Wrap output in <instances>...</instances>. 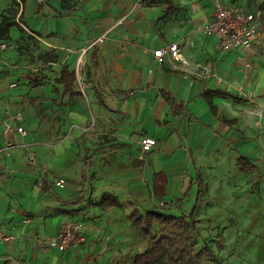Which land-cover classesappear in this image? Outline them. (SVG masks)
<instances>
[{"label":"crops","instance_id":"crops-1","mask_svg":"<svg viewBox=\"0 0 264 264\" xmlns=\"http://www.w3.org/2000/svg\"><path fill=\"white\" fill-rule=\"evenodd\" d=\"M12 1L0 0V14ZM18 1L22 28L14 27L19 34L9 42L25 44L2 53L0 131L7 110L21 109L27 132L0 138V147L12 143L0 158V229L16 236L0 242V264H133L149 238L138 235L129 213L134 206H153L147 184L157 171L167 175L168 188H190V196L170 205L176 213L192 210L202 186L197 230L213 240L216 264H264V118L251 100L264 107V13L251 48L221 52L203 32L217 0L149 6L143 0H49L41 9L39 0ZM220 1L252 9L259 3ZM103 34L82 58L83 95L75 70L81 50ZM173 41H180L191 69L213 61L225 81L251 98L214 77L200 79L160 64L153 50ZM49 51L56 61L45 59ZM64 65L75 73L79 93L72 97L57 81ZM12 81L18 85L10 87ZM161 89L183 103L181 112L172 111ZM215 89L233 95L209 93ZM144 135L157 139L146 152ZM28 149L41 169L29 164ZM240 156L249 160L244 170ZM52 173L64 179L63 186ZM105 194L123 205L103 208ZM66 217L82 221L85 241L64 251L42 246Z\"/></svg>","mask_w":264,"mask_h":264},{"label":"trees","instance_id":"trees-1","mask_svg":"<svg viewBox=\"0 0 264 264\" xmlns=\"http://www.w3.org/2000/svg\"><path fill=\"white\" fill-rule=\"evenodd\" d=\"M23 1V0H22ZM49 0H39V9ZM144 4L149 6L152 4H163L165 0H143ZM15 4L0 14V42H9L12 40L11 31L14 27H20L17 20L19 12L20 1L13 0ZM23 11L20 13V20ZM32 36V34H30ZM10 43V42H9ZM24 42L13 45V47H20ZM50 57V59H49ZM45 59L56 61L58 55L55 52H47ZM91 61L96 64V55L93 52ZM57 81L62 84L63 95L72 97L79 93L75 86V73L68 65L61 67ZM90 74V71H89ZM132 91L124 92L125 95L131 94ZM210 94L219 96L233 95V92L224 91L221 89L210 90ZM161 96L169 104L174 112H181L183 103L176 100V98L167 90H160ZM226 120V119H225ZM231 120H229L230 122ZM142 161H145L142 159ZM249 160L244 157H238V163L241 164V169H245L244 164ZM243 164V165H242ZM201 180V178H197ZM151 196L154 198L153 206L146 208L144 211L139 210L134 206L129 217L133 225L137 229L140 237H148L149 244L144 252L137 254L134 257L133 264H204L206 261L217 263L218 257L213 248L209 245V241H200L197 230V223L199 219L195 217L196 210L200 204L202 186L199 184V189L196 195V202L191 211L175 212L170 211V205L178 204L186 197L191 195L190 188L185 189L175 199L167 198L168 178L165 172L157 171L153 178L147 184ZM133 206L134 203H129ZM103 208H111L114 206H122L123 203L114 194H105L101 200Z\"/></svg>","mask_w":264,"mask_h":264},{"label":"built area","instance_id":"built-area-1","mask_svg":"<svg viewBox=\"0 0 264 264\" xmlns=\"http://www.w3.org/2000/svg\"><path fill=\"white\" fill-rule=\"evenodd\" d=\"M20 13L21 11L17 14V20L19 23H21V20L19 19ZM263 13V0H259L258 5L254 9L241 5L237 1L224 3L217 0L213 17L203 27V32L216 39L221 52L233 49H249L260 36ZM104 37L105 34L98 36L81 50L80 61L75 70L77 84L83 95H86L87 93V81L85 80L84 70L80 68V65L84 66L85 64L82 58L89 48L101 41ZM9 47H11L9 42H0V61H2L3 51L9 49ZM153 54L160 64H164L172 70L190 73L194 77L200 79H209L214 77L217 83H225L227 88L236 90L238 95L251 98L250 92L245 91L242 87L232 82L225 81L218 74L213 61L197 63L195 67L191 69L189 67L188 59L185 58L181 51L180 41L169 42L157 47L153 50ZM17 85L18 83L16 81H12L9 84L10 87H15ZM251 100L254 103L253 111L259 116V118H264L263 105L254 98ZM22 119L23 113L21 109L14 112L10 109L7 110V117L3 123V128L0 131V138L2 135L8 137L13 130H17L19 133L25 134L27 130L25 126L21 124ZM156 144L157 139L154 136L144 135L141 139L142 149L145 152L149 151ZM11 146L12 143L8 140L5 146L0 147V158L2 152L4 150H8ZM22 146H26V144H22ZM27 160L35 169L42 168L38 163L36 152L33 149H28ZM51 177L56 185L63 186V178L57 177L54 173L51 174ZM25 221L29 222L30 218L25 219ZM82 230V221L66 217L61 223L58 233L48 242H43L42 246L53 247L60 251H64L69 248H76L81 242L85 241V235L82 233ZM15 237L16 236L12 233H6L0 229V242H10Z\"/></svg>","mask_w":264,"mask_h":264},{"label":"rangeland","instance_id":"rangeland-1","mask_svg":"<svg viewBox=\"0 0 264 264\" xmlns=\"http://www.w3.org/2000/svg\"><path fill=\"white\" fill-rule=\"evenodd\" d=\"M11 7V6H10ZM263 7H264V2H263ZM9 8V7H8ZM5 10H7V8L5 9ZM4 10V11H5ZM19 33H18V30H17V28H13L12 29V31H11V35H13V37L14 38H16L17 37V35H18ZM13 42V43H12ZM10 44H11V47H13V45L15 46V44H16V42L15 41H11L10 42ZM11 47H9V49L11 48ZM17 48V47H16ZM7 58V57H6ZM5 60V59H4ZM22 60V59H21ZM24 60V59H23ZM1 105V104H0ZM2 106V105H1ZM154 164H158V162H157V160L155 159V161H154ZM149 173V172H148ZM179 186H180V184L178 183H173V184H171V186H170V188H168V192H169V198L168 199H170V198H176L177 196H179L181 193H180V189H179ZM175 194H176V197H174L175 196ZM181 202V201H180ZM178 206H180V205H178ZM174 210H177V208L176 209H174ZM170 211H172V209L170 210ZM216 237V236H215ZM210 238L211 237H200V241H201V243L203 242L202 240L203 239H205V241H209L210 240ZM217 238V237H216ZM209 242H213V240H210ZM218 241H216V243H217ZM215 245H217V244H215ZM213 264H215V263H213Z\"/></svg>","mask_w":264,"mask_h":264}]
</instances>
